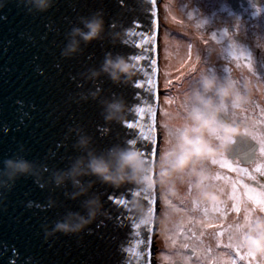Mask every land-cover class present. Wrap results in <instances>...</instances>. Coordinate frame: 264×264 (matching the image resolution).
<instances>
[{"label": "water", "instance_id": "1", "mask_svg": "<svg viewBox=\"0 0 264 264\" xmlns=\"http://www.w3.org/2000/svg\"><path fill=\"white\" fill-rule=\"evenodd\" d=\"M158 8L157 0H56L47 13L30 14L15 0L5 4L0 11V160L23 145L26 159L48 169L46 181L51 172L66 170L79 155L69 129L82 127L98 151L131 140L155 164L159 153ZM97 12L103 14L105 35L86 47L82 44L77 57L63 58L66 34L79 26L80 17ZM112 25L127 32L115 45L107 31ZM109 53L129 57L137 65L139 71L131 83L117 85L107 76L93 83L82 78L90 69L98 71ZM97 86L100 100L72 102ZM113 98L126 102L128 114L122 124H106L103 118L101 101ZM85 180L94 183L92 194L100 196L107 216L80 234L49 238L45 227L69 211L82 213L84 198H67L66 193L73 190L70 184L58 189L51 184L42 187L30 177L19 180L0 208V264H154L158 186L139 195L152 215L150 224L139 225L129 209L137 197L133 185L115 189L94 178ZM49 200L56 207L49 208Z\"/></svg>", "mask_w": 264, "mask_h": 264}, {"label": "clouds", "instance_id": "2", "mask_svg": "<svg viewBox=\"0 0 264 264\" xmlns=\"http://www.w3.org/2000/svg\"><path fill=\"white\" fill-rule=\"evenodd\" d=\"M11 0H0V11ZM32 12L47 13L56 0H15ZM79 26H74L66 34V44L61 56L72 59L80 55L83 47L93 41L101 40L106 27L103 14L80 17ZM117 25L110 26L113 45L122 42L126 31H118ZM137 65L129 57L107 54L97 71L90 69L82 74V78L93 83L102 76H107L114 84H129L138 74ZM101 90L88 94L80 93L73 98L74 103L100 100ZM104 109L102 115L106 124L123 123L128 109L122 98L101 101ZM180 111L173 113L165 121V136L155 164L146 159L144 153L135 147L134 141H124L106 151H98L94 147L93 138L82 127L70 128L69 135H75L73 148L79 155L72 159L66 170L51 172L45 181L48 169L25 158L26 149L19 145L16 153L0 160V208L3 207L7 195L22 178H32L42 187L51 184L62 189L71 185L72 191L66 193L67 198L78 200L83 212H67L50 228L45 227V237L57 234H80L99 217L107 216L99 195L92 194L93 182L85 178L119 189L125 185H133L137 193H150L159 187L162 199L168 205L161 223L164 226L183 222L188 212L206 208L219 211L226 206L224 189L217 182V160L226 157L231 145L240 132V124L232 117L237 110L245 109L251 103L248 78L241 80L235 77L220 76L210 70L201 69L195 83L184 93L179 102ZM7 130L5 129V132ZM105 133L108 132L106 128ZM228 163H231L228 160ZM187 205L180 209L176 203ZM48 207H56L54 200H49ZM139 225L152 222L150 209L142 199L134 197L129 204ZM231 239L238 244L246 255L264 264V213L249 210L241 218L233 220Z\"/></svg>", "mask_w": 264, "mask_h": 264}, {"label": "flooded vegetation", "instance_id": "3", "mask_svg": "<svg viewBox=\"0 0 264 264\" xmlns=\"http://www.w3.org/2000/svg\"><path fill=\"white\" fill-rule=\"evenodd\" d=\"M194 3L202 8L200 20L203 28H208L209 33L214 35L204 37L213 49H207V44L203 46L200 70H210L222 77L238 80L247 77L251 96V103L245 109L237 110L232 117L240 124V132L244 135L237 136L226 157L217 160V170L224 172L223 177H217V182L226 191L224 197L227 204L221 210L212 212L219 217L229 213H238L243 217L245 208L250 207L254 212L264 213L260 207V202L264 200V176L255 171L264 166V156L253 139V134L264 133V40L254 37L250 27L245 28L246 23L264 24V0H194ZM238 143L240 146H237ZM223 161L234 169L247 170L248 175L228 177ZM249 176L254 179H249ZM240 185L242 190L239 193ZM234 254L241 264H256L242 249L239 253L234 251ZM173 264L184 263L175 261Z\"/></svg>", "mask_w": 264, "mask_h": 264}, {"label": "rangeland", "instance_id": "4", "mask_svg": "<svg viewBox=\"0 0 264 264\" xmlns=\"http://www.w3.org/2000/svg\"><path fill=\"white\" fill-rule=\"evenodd\" d=\"M159 1V111L157 122L160 153L166 132L165 121L169 119L170 112L180 111L178 102L195 83V78L200 72V59L204 53L203 46L207 44V49H213L209 42H205L204 37H214V35L209 33L208 28H203L200 20L203 11L194 3V0ZM247 27L253 29L254 37H260L264 40V24L246 23L245 28ZM174 37L187 42V48L192 50L189 52L194 53L191 56L196 57V62L189 65L188 68H185V65L187 57L190 55H183V57L177 49V52L172 49L169 41ZM179 51L181 50L179 49ZM176 53L178 56L175 58ZM173 58L177 59V63L172 66ZM215 167L217 169L216 165ZM226 173H228V177L234 178L245 176L243 173L234 175L235 172L229 170H226ZM223 174L224 172L217 170V177H223ZM238 187L240 193L242 186ZM158 197V225L153 244L154 264H173L175 261L184 264H241L234 254L235 248L229 247V245L234 246L233 239L230 238L232 222L236 218H241L242 215L229 213L223 217L217 215L215 217V213L202 208L195 212H188L182 223L164 226L161 220L168 205L162 199L159 187ZM174 206L180 209L187 208V205H181L178 202ZM249 210L252 211L250 207H246L245 214Z\"/></svg>", "mask_w": 264, "mask_h": 264}, {"label": "snow or ice", "instance_id": "5", "mask_svg": "<svg viewBox=\"0 0 264 264\" xmlns=\"http://www.w3.org/2000/svg\"><path fill=\"white\" fill-rule=\"evenodd\" d=\"M145 43H147V41H145ZM234 58L239 59V57H234ZM137 86L140 87V85H137ZM139 111L141 113H143L144 109H140ZM128 126L132 127V125H128ZM143 139L147 141V140H149V137L143 136ZM253 139H255L257 141V143L259 144L260 154L262 156H264V133H261L258 136L253 134ZM222 166L226 167L229 171L237 172V173H243L244 175H248L247 170H245V169H234V168H232V166L230 164L227 163V161H223ZM255 171L258 172L260 175L264 176V166L256 168ZM249 179H254V177L249 176ZM249 191H251V189H249ZM137 195H140V193H137ZM260 207H261V210H264V200H262L260 202ZM229 247H234L235 251L237 253H239V251L241 249V247L238 244H236L234 246L232 244H230Z\"/></svg>", "mask_w": 264, "mask_h": 264}, {"label": "bare ground", "instance_id": "6", "mask_svg": "<svg viewBox=\"0 0 264 264\" xmlns=\"http://www.w3.org/2000/svg\"><path fill=\"white\" fill-rule=\"evenodd\" d=\"M157 2H158V5H159V3H160V1L159 0H157ZM176 38V39H175ZM169 43H170V45L172 46V49L174 50L175 49V51L177 52V50H178V52H179V54H181V56H188V54L190 55V57H187V60H186V65H185V68H188L189 67V65H192V64H194L196 61V57L195 56H191V55H193L194 53L193 52H189V51H192V50H190L189 48H187V42L185 43V41L183 42L182 40H178L177 39V37H174L173 39H170V41H169ZM177 49V50H176ZM179 49L181 50V51H179ZM178 56V54L176 53L175 55H174V57L176 58ZM183 56V57H184ZM175 58H173L172 59V66L173 65H175L176 63H177V59L175 60ZM171 65L169 64V67H170ZM173 113H175L174 111L173 112H170L169 113V117L173 114Z\"/></svg>", "mask_w": 264, "mask_h": 264}]
</instances>
